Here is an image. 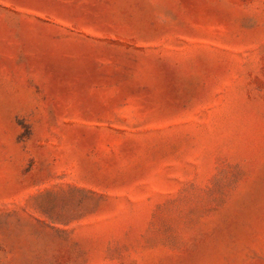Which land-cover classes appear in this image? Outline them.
<instances>
[{
  "label": "rangeland",
  "instance_id": "rangeland-1",
  "mask_svg": "<svg viewBox=\"0 0 264 264\" xmlns=\"http://www.w3.org/2000/svg\"><path fill=\"white\" fill-rule=\"evenodd\" d=\"M0 264H264V0H0Z\"/></svg>",
  "mask_w": 264,
  "mask_h": 264
}]
</instances>
